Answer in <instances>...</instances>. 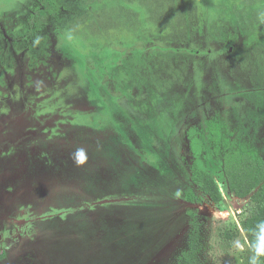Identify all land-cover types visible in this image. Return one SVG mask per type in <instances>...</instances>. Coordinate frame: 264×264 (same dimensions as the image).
<instances>
[{"label": "rangeland", "instance_id": "1", "mask_svg": "<svg viewBox=\"0 0 264 264\" xmlns=\"http://www.w3.org/2000/svg\"><path fill=\"white\" fill-rule=\"evenodd\" d=\"M59 2L34 43L24 35L36 0H0V257L174 264L191 212L206 264H245L252 207L229 193L206 125L264 160V0ZM17 96L34 109L22 123ZM194 165L221 203L184 201ZM78 205L47 224L45 213ZM23 209L41 215L37 246Z\"/></svg>", "mask_w": 264, "mask_h": 264}, {"label": "trees", "instance_id": "2", "mask_svg": "<svg viewBox=\"0 0 264 264\" xmlns=\"http://www.w3.org/2000/svg\"><path fill=\"white\" fill-rule=\"evenodd\" d=\"M39 5L29 16L28 33H39L47 24L49 17H55L60 8L58 0H38ZM213 153L223 158V174L229 191L237 198L250 196L252 213L249 218L241 219L240 225L248 238L251 250L245 264H264V161L255 154L236 146L232 142V133L214 121L208 123ZM192 182L197 189L214 203L222 202L217 181L210 173L192 167ZM190 203L200 201L199 197L188 193ZM190 230L186 247L176 257L174 264H206L203 258L204 244L201 223L190 214Z\"/></svg>", "mask_w": 264, "mask_h": 264}, {"label": "flooded vegetation", "instance_id": "3", "mask_svg": "<svg viewBox=\"0 0 264 264\" xmlns=\"http://www.w3.org/2000/svg\"><path fill=\"white\" fill-rule=\"evenodd\" d=\"M58 3H59V6H60V8H59V10H58V13H59V11L61 10V4H60V2H59V0H58ZM39 5V1L38 0H36V5H35V7L36 6H38ZM34 7V8H35ZM34 8H33V10H32V12L29 14V16L33 13V11H34ZM58 13L56 14V16L55 17H49L48 19H47V24L43 27V29L39 32V33H37V34H35V33H28V28H29V26H28V20H29V16H28V18H27V22H26V32H25V35H24V37L26 38V39H28V40H30V41H32V42H34V43H37V41H38V39L40 38V36H41V34L43 33V31L45 30V28L49 25V23H50V21L52 20V19H55L56 17H57V15H58ZM178 51H172V50H170L171 52H179V53H181V52H185L184 50H179V49H177ZM196 52H193V54H195ZM26 98V97H25ZM16 99H17V101L14 103V105H13V107H12V109H11V111L13 112V113H15V119H16V121L19 123V122H24V121H26L27 119L26 118H30L28 115L29 114H31L32 112H33V108L32 107H30L28 104H30L31 103V101L28 99V98H26V100L29 102H26V101H24V99L23 98H21L20 96H17L16 97ZM21 104V108L20 109H18V110H15V105H17V104ZM32 104V103H31ZM81 109H79V108H77V110L75 109V110H69V111H71L70 113H67V115L69 114V115H75V114H77L78 116H83L84 115V111H83V113H82V111H80ZM68 111V112H69ZM210 121H214V122H216L221 128H222V130H227L226 128H223L222 127V125L219 123V122H217V120H210ZM210 121H208L207 122V125H206V128H207V130H208V134H209V141H210V133H209V127H208V123L210 122ZM99 123V122H98ZM98 123H95V126H93L92 127V129L93 130H95V131H100V129H98ZM228 131V130H227ZM230 132V131H229ZM232 133V132H231ZM232 137H233V133H232ZM210 143H211V141H210ZM212 145V144H211ZM237 146V145H236ZM239 147V146H238ZM213 148V147H212ZM242 148V147H241ZM244 149V148H243ZM85 151V150H84ZM92 151V150H91ZM247 151V150H246ZM248 152V151H247ZM253 154V153H252ZM257 156V155H256ZM221 158H222V156H220ZM258 157V156H257ZM259 158V157H258ZM261 159V158H260ZM261 160H263V159H261ZM142 161H145V159H144V157H142ZM264 161V160H263ZM195 166V165H194ZM65 171H67V170H65ZM67 172H69V171H67ZM191 172H192V168H191ZM222 172H223V158H222ZM192 175V174H191ZM224 175V174H223ZM225 177V176H224ZM225 180H226V178H225ZM80 182H81V190H80V192L81 193H85V187H86V185H87V182L85 181V179L83 178V179H81L80 180ZM191 182H192V176H191ZM193 183V182H192ZM226 183H227V181H226ZM193 185H194V183H193ZM194 187L196 188V192H191V191H189V192H187L186 193V195L188 194V193H191V194H194V195H196L197 197H199V199H200V201L199 202H197V203H190L189 201H187L186 200V195H185V198H184V201H186V202H188V203H190V204H193V205H195L196 207H198L199 205H200V203H201V200L203 199V198H205L206 200H208L209 202H212L210 199H209V197H207V196H205V195H203L198 189H197V187L194 185ZM227 189H228V183H227ZM228 191H229V189H228ZM229 193H231L230 191H229ZM232 194V193H231ZM233 195V194H232ZM10 196H13V193L10 195ZM234 196V195H233ZM110 197H116V196H110ZM235 197V196H234ZM107 198H109V197H107ZM235 198H237V197H235ZM247 198H249V203H250V196H248V197H246V198H237V199H247ZM104 199H106V198H104ZM100 200H102V199H100ZM86 202V201H85ZM212 203H214V202H212ZM214 204H217V203H214ZM219 204V203H218ZM251 205V204H250ZM18 206H19V204H18ZM30 208V207H29ZM63 209H68V207H64ZM62 209V210H63ZM24 215H25V213L26 214H28V217H29V222H30V230L29 231H27L26 232V234H27V236H28V239H31V238H34V239H37V230H38V228L40 227V226H42L41 224H35V222L37 221L35 218H38V219H40L41 218V215H36V213L35 212H33V213H28L27 212V210L26 209H23V211H21ZM19 213V214H21L22 215V213ZM30 212H31V209H30ZM32 214V215H31ZM190 214H193V213H191V212H188L187 213V215L190 217ZM194 215V214H193ZM195 216V215H194ZM17 218H19V217H17ZM195 219H196V216H195ZM197 220V219H196ZM16 220H14V221H12V222H15ZM190 221H191V217H190ZM198 221V220H197ZM32 223H34L35 224V226H32ZM200 223V222H199ZM189 227H190V224H189ZM3 240H4V234L3 235H1L0 236V241H2L3 242ZM3 247H4V245H3ZM1 255V254H0ZM3 255V254H2ZM32 256V255H31ZM6 258H7V256L6 257H3V256H1L0 257V262L1 261H6ZM6 264H10V263H8L7 261L5 262ZM0 264H4V262L3 263H0Z\"/></svg>", "mask_w": 264, "mask_h": 264}, {"label": "crops", "instance_id": "4", "mask_svg": "<svg viewBox=\"0 0 264 264\" xmlns=\"http://www.w3.org/2000/svg\"><path fill=\"white\" fill-rule=\"evenodd\" d=\"M77 206V205H76ZM81 207H82V205H78V208H77V210H75L73 207H71V209H70V211H68L67 209H63L62 211H51V212H53V213H49V212H47V213H45L46 214V217H48V219H47V224H51L52 223V221H53V224L54 223H58L57 222V220L56 221H54L53 219L54 218H57L58 216H60V217H66V215L67 214H69L68 216H67V218L68 217H76L79 213H84L83 211H82V209H81ZM49 216H51V217H49ZM50 218V219H49ZM38 231V230H37ZM34 240V238H31L30 239V241L32 242ZM38 239H35V241L33 242V244H34V246H37V244H38ZM33 255V254H32ZM35 256V255H34ZM37 256V255H36ZM32 257V256H31ZM19 258L18 257H14V256H8L7 258H6V261L8 262V263H10L9 261H11V264H14V263H17V262H19ZM6 261H1L0 263H5Z\"/></svg>", "mask_w": 264, "mask_h": 264}, {"label": "clouds", "instance_id": "5", "mask_svg": "<svg viewBox=\"0 0 264 264\" xmlns=\"http://www.w3.org/2000/svg\"><path fill=\"white\" fill-rule=\"evenodd\" d=\"M77 156L80 158L79 159V162L80 163H82L86 159V156H85V153H84V150L83 149H79L77 151Z\"/></svg>", "mask_w": 264, "mask_h": 264}]
</instances>
